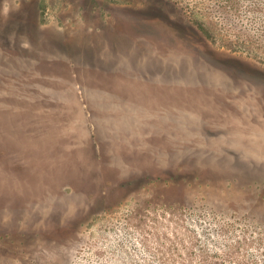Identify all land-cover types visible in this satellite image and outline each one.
I'll list each match as a JSON object with an SVG mask.
<instances>
[{
	"label": "rangeland",
	"instance_id": "rangeland-1",
	"mask_svg": "<svg viewBox=\"0 0 264 264\" xmlns=\"http://www.w3.org/2000/svg\"><path fill=\"white\" fill-rule=\"evenodd\" d=\"M0 264H264V0H0Z\"/></svg>",
	"mask_w": 264,
	"mask_h": 264
}]
</instances>
